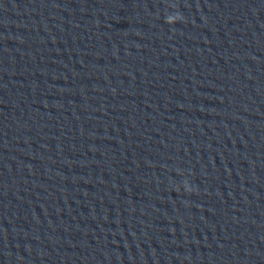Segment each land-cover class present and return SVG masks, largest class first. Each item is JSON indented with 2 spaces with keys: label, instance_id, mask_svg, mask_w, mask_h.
<instances>
[{
  "label": "clouds",
  "instance_id": "9594fccd",
  "mask_svg": "<svg viewBox=\"0 0 264 264\" xmlns=\"http://www.w3.org/2000/svg\"><path fill=\"white\" fill-rule=\"evenodd\" d=\"M183 19H184L183 16L178 11H176V12H171V14L166 17V22L169 25H174L177 22H181Z\"/></svg>",
  "mask_w": 264,
  "mask_h": 264
}]
</instances>
